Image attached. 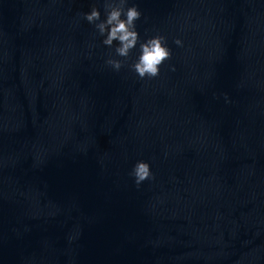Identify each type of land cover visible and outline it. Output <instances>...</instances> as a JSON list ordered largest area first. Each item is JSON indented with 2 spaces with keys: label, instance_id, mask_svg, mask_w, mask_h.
I'll return each mask as SVG.
<instances>
[{
  "label": "water",
  "instance_id": "1",
  "mask_svg": "<svg viewBox=\"0 0 264 264\" xmlns=\"http://www.w3.org/2000/svg\"><path fill=\"white\" fill-rule=\"evenodd\" d=\"M132 4L141 41L171 50L152 79L128 67L139 44L105 63L82 16L104 19L103 0H17L0 264H264V0ZM137 160L153 174L139 187Z\"/></svg>",
  "mask_w": 264,
  "mask_h": 264
},
{
  "label": "clouds",
  "instance_id": "2",
  "mask_svg": "<svg viewBox=\"0 0 264 264\" xmlns=\"http://www.w3.org/2000/svg\"><path fill=\"white\" fill-rule=\"evenodd\" d=\"M126 4L127 0H103L104 19H101L100 11L95 6L90 11L82 13V16L94 26L97 34L103 37V45L113 49L115 55L110 54L105 63L114 71L119 72L125 66L133 49L139 44V54L128 67L140 79L158 77L160 66L171 58V50L167 47L166 38L156 34L141 41L135 23L141 17V12L135 4L127 7ZM114 42H116L115 46ZM174 43L181 45L182 41L177 38ZM130 175L134 178L137 187L145 180L153 178L149 163L144 160L136 161Z\"/></svg>",
  "mask_w": 264,
  "mask_h": 264
}]
</instances>
